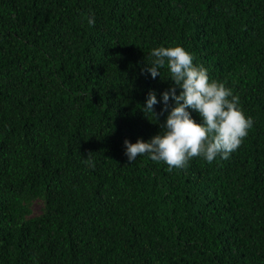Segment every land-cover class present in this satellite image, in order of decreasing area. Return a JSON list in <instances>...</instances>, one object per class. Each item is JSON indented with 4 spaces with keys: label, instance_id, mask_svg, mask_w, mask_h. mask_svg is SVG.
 Returning <instances> with one entry per match:
<instances>
[{
    "label": "trees",
    "instance_id": "obj_1",
    "mask_svg": "<svg viewBox=\"0 0 264 264\" xmlns=\"http://www.w3.org/2000/svg\"><path fill=\"white\" fill-rule=\"evenodd\" d=\"M160 46L239 97L228 159L128 161ZM0 264H264V0H0Z\"/></svg>",
    "mask_w": 264,
    "mask_h": 264
},
{
    "label": "clouds",
    "instance_id": "obj_2",
    "mask_svg": "<svg viewBox=\"0 0 264 264\" xmlns=\"http://www.w3.org/2000/svg\"><path fill=\"white\" fill-rule=\"evenodd\" d=\"M94 23V17H90L88 24ZM150 56L151 65H145L142 74L146 71L152 78L160 77V69L166 67L172 86L161 94L162 111L169 108L170 99L173 103L161 132L149 142L124 140L128 161L131 163L138 156L149 154L153 161H162L171 170L185 167L194 157H202L209 163L218 155L228 159L253 125L251 118L240 109L239 97L224 83L209 80L207 70L194 65L192 55L181 46L156 47ZM157 103L156 94L149 92L143 112L156 118ZM189 110L198 113L199 122Z\"/></svg>",
    "mask_w": 264,
    "mask_h": 264
},
{
    "label": "rangeland",
    "instance_id": "obj_3",
    "mask_svg": "<svg viewBox=\"0 0 264 264\" xmlns=\"http://www.w3.org/2000/svg\"><path fill=\"white\" fill-rule=\"evenodd\" d=\"M40 204H35L34 205V207H33V214L34 215H37V214H39V212H40Z\"/></svg>",
    "mask_w": 264,
    "mask_h": 264
}]
</instances>
